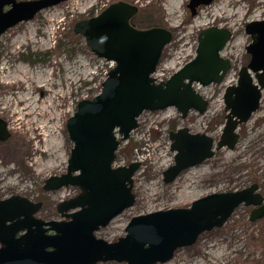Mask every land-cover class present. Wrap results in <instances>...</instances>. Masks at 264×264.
Listing matches in <instances>:
<instances>
[{"label":"water","instance_id":"1","mask_svg":"<svg viewBox=\"0 0 264 264\" xmlns=\"http://www.w3.org/2000/svg\"><path fill=\"white\" fill-rule=\"evenodd\" d=\"M65 0H0V35L17 23L33 18L42 9ZM213 0H189L195 15ZM9 7L5 9V6ZM139 7L125 0L110 3L98 14L74 23L87 46L98 56L116 62L101 83L100 91L82 98L66 122L73 147L66 171L51 174L43 188L75 186L79 192L57 204L60 219L38 216L41 200L13 194L0 198V264H156L170 260L182 246L199 235L223 226L241 204L253 206L250 220L264 217V194L257 181L243 188L216 191L189 206L158 209L132 216L126 234L110 241L96 235L136 201L134 175L141 162L114 166L117 149L139 126L145 111L175 106L186 117L190 110L203 113L209 99L195 87L222 82L232 61L221 51L232 37L227 27L210 25L200 30L195 56L166 79L154 73L173 31L163 25L139 27L132 22ZM252 37L251 58L242 65L236 83L227 85L223 99L226 121L218 139L182 126L169 132L174 162L163 171L165 183L240 138L239 125L249 120L261 103L264 89V18L246 23ZM11 131L0 117V141Z\"/></svg>","mask_w":264,"mask_h":264},{"label":"rangeland","instance_id":"2","mask_svg":"<svg viewBox=\"0 0 264 264\" xmlns=\"http://www.w3.org/2000/svg\"><path fill=\"white\" fill-rule=\"evenodd\" d=\"M114 1L117 0H65L42 9L0 35V117L7 121L11 131L8 139L0 141V198L20 194L41 200L43 207L37 215L44 219L62 218L57 204L79 192L75 186L45 190L43 185L49 175L66 171L73 147L67 119L79 100L100 91L111 64L98 57L83 35L74 32L73 26L77 20L98 14ZM125 1L139 7L133 17L136 25H163L173 31L154 73L158 80L166 79L195 56L199 32L210 25L232 31L221 51L231 59L232 66L222 82L195 85L209 99L205 112L191 110L183 117L175 106L144 111L139 126L121 142L114 164L141 161V165L134 175L135 203L96 231L97 236L110 241L125 235L127 224L137 214L189 206L208 193L243 188L253 181L260 184L264 193V89L259 108L239 125L240 138L233 149L227 146L216 149L212 157L185 169L173 182L163 180V171L174 162L171 130L188 126L191 131L220 137L227 113L225 89L237 82L241 66L251 58L246 47L252 37L245 25L264 18V1L213 0L200 6L195 15L187 5L189 0ZM24 71L30 75L28 90L27 84L17 80ZM26 95L38 106L43 102L54 104L51 107L59 114L47 124L57 122L53 131L58 138L52 131L42 133L41 126L45 123L42 121L47 117L44 119L39 111L24 113ZM46 114L49 118L50 113ZM251 209L252 206L239 205L223 226L202 232L194 244L179 247L170 260L156 264H246L247 260L258 259L259 264H264V247L254 248L250 243L251 235L262 234L264 238V217L251 221Z\"/></svg>","mask_w":264,"mask_h":264},{"label":"bare ground","instance_id":"3","mask_svg":"<svg viewBox=\"0 0 264 264\" xmlns=\"http://www.w3.org/2000/svg\"><path fill=\"white\" fill-rule=\"evenodd\" d=\"M264 0H258V2H262ZM30 79V75L27 71H24V72H21V74H19L17 76V80L23 82L24 84H27V82L29 81ZM16 82V80H15ZM30 82V81H29ZM35 82V81H34ZM30 87V84H27L25 85V88L28 90V88ZM20 98V97H19ZM23 100H27L28 103L23 107L25 110L24 113H32V112H35V111H39L37 112L38 114H42V116L44 117L45 120H43L42 122L45 121V123L41 126L42 128V133H47V132H55V137L58 138V134L56 133V131H53L55 130L57 127H58V124L57 122H54L52 125H48V120H53L57 114H59V112L55 109V107H51L53 106L54 104L52 103L51 105L47 104V103H44L40 106H38L35 102V100H33L31 97L29 96H25ZM51 107V108H50ZM50 108V109H49ZM17 113L19 112V110L16 111ZM47 112L50 113V116L48 118V115L46 114ZM56 113V114H55ZM37 114V115H38Z\"/></svg>","mask_w":264,"mask_h":264},{"label":"trees","instance_id":"4","mask_svg":"<svg viewBox=\"0 0 264 264\" xmlns=\"http://www.w3.org/2000/svg\"><path fill=\"white\" fill-rule=\"evenodd\" d=\"M132 22H134V19L132 18ZM250 243L254 246V248H259V246L264 247V238L262 237V234L258 235H251L250 236ZM259 259L258 260H247L246 264H259Z\"/></svg>","mask_w":264,"mask_h":264},{"label":"built area","instance_id":"5","mask_svg":"<svg viewBox=\"0 0 264 264\" xmlns=\"http://www.w3.org/2000/svg\"><path fill=\"white\" fill-rule=\"evenodd\" d=\"M107 61L111 63V64L109 65V67H108V68H110V67L114 64V62H113V61H109V60H107ZM108 68H107V70H108Z\"/></svg>","mask_w":264,"mask_h":264},{"label":"flooded vegetation","instance_id":"6","mask_svg":"<svg viewBox=\"0 0 264 264\" xmlns=\"http://www.w3.org/2000/svg\"><path fill=\"white\" fill-rule=\"evenodd\" d=\"M7 6V5H6ZM263 193V192H262ZM264 194V193H263Z\"/></svg>","mask_w":264,"mask_h":264}]
</instances>
